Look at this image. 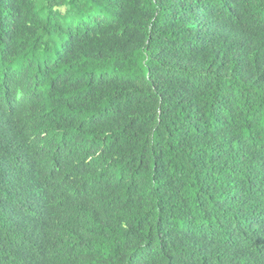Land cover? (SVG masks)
<instances>
[{
  "label": "trees",
  "instance_id": "16d2710c",
  "mask_svg": "<svg viewBox=\"0 0 264 264\" xmlns=\"http://www.w3.org/2000/svg\"><path fill=\"white\" fill-rule=\"evenodd\" d=\"M0 264H264V0H0Z\"/></svg>",
  "mask_w": 264,
  "mask_h": 264
}]
</instances>
